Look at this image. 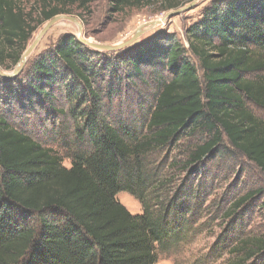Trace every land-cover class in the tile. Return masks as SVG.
Segmentation results:
<instances>
[{
  "label": "trees",
  "instance_id": "obj_1",
  "mask_svg": "<svg viewBox=\"0 0 264 264\" xmlns=\"http://www.w3.org/2000/svg\"><path fill=\"white\" fill-rule=\"evenodd\" d=\"M21 1L0 0L1 67L18 63L46 21L91 0H38V20ZM143 3L112 0L111 8ZM186 39L187 48L162 34L101 52L69 34L15 77L20 112L0 100V264H159L177 225L193 219L194 199L211 193L198 171L223 173L241 156L264 177V117L251 110H264V0H212ZM24 113L48 129L46 141L13 122ZM156 160L186 175L155 209L147 191L162 175L149 169ZM120 191L142 213L121 204ZM230 250L264 255V234Z\"/></svg>",
  "mask_w": 264,
  "mask_h": 264
},
{
  "label": "rangeland",
  "instance_id": "obj_2",
  "mask_svg": "<svg viewBox=\"0 0 264 264\" xmlns=\"http://www.w3.org/2000/svg\"><path fill=\"white\" fill-rule=\"evenodd\" d=\"M211 1L144 0L140 7L125 8L121 12H114L111 8L112 0H91L85 5H81L79 1H76L74 4H69L66 9L69 12L67 15L73 16L81 23V36L83 38L101 44H119L128 39L139 26L150 21L159 20L167 12L185 8L179 14L169 16L161 23L146 30L138 40L118 51L162 34H171L187 48V28L200 19L204 8ZM20 5L24 12L28 14V18L38 20L40 7L38 0H22ZM43 25L33 34L28 45ZM77 31V24L71 21L61 20L56 22L29 54L20 73L36 58L46 54L62 36L69 34L76 36ZM188 57L195 61L189 54ZM15 65L6 62V67H0L3 71L10 72ZM15 77H0V100L4 98L8 103L7 105H11L13 114H17L19 108L17 107V96H14L12 92L17 89V84H21L20 80ZM251 110L255 114L264 117V110L254 105H251ZM28 116L24 113L22 116H17L19 121H13L9 115V120L31 132L34 137L39 138L38 136H40L46 141L47 139L43 136V133L48 129L40 126L37 117L29 118ZM175 149L179 150L178 148ZM176 154L177 151L173 150L172 156L178 158ZM156 161L158 166L155 164L150 165L149 169L156 173L158 171V174L162 175H158L160 177H155L150 182L149 192L147 191L148 200L149 194L153 193L154 200L149 202L151 207L155 209L157 201H165L166 198H172L176 195L178 189L182 187L181 180L186 175V172L177 169L171 172L170 165L161 164L159 166L160 162ZM238 162L239 165H229V168H225L223 173L216 170L198 171L197 177L200 174L204 175L202 179H200V176L198 177L204 187L201 191L205 193L210 191L211 193L209 195L205 194L201 201L199 200L201 197L194 199L199 207L197 206L194 210L193 219L188 220V226L184 225V222L177 225L175 229L176 231L179 230L178 238L174 244H167L159 249V264H264V255L262 254L247 259L245 255L238 253L239 251L232 252L230 250L241 238L248 235L258 236L264 234V177L259 169L244 157L238 156ZM64 165L68 166L69 163L65 162ZM159 168H161V171ZM165 171H168L169 174L164 175ZM164 177L166 182L168 180H171V182L165 187L160 186L157 188L160 185L158 184L159 180L162 181ZM252 191L257 192L253 198L243 203L239 209L235 210L237 208L235 207L234 214L228 213L230 207L232 208L234 204ZM116 198L132 214L142 213L141 202L133 194L120 191L116 194Z\"/></svg>",
  "mask_w": 264,
  "mask_h": 264
},
{
  "label": "water",
  "instance_id": "obj_3",
  "mask_svg": "<svg viewBox=\"0 0 264 264\" xmlns=\"http://www.w3.org/2000/svg\"><path fill=\"white\" fill-rule=\"evenodd\" d=\"M184 9L185 8H180V9H177V10H173V11L167 12L166 14H164V16L161 19L155 20V21H150V22H148L146 24H143V25L139 26L137 29H135V31L132 33V35L128 39H125L124 41H122L119 44H101V43H96V42H92L90 40H87V39H85V38H83L81 36V34H82V25H81V23L78 22L73 16H70V15H67V14L55 15L54 17H52L51 19H49L48 21H46L44 23V25L41 27L39 32L33 38L31 43L26 47V49L24 50V52L22 53V55L20 57V60L15 65V67L13 68L12 71L5 72L0 67V77L13 78L16 75H18L20 73L21 69L24 67L29 54L37 46V44L39 43V41L41 40L43 35L51 28V26H53L58 21L68 20V21H71V22L77 24L78 31L76 33V38L78 39V41L80 43H82L84 45H87V46H89V47H91L93 49H96V50L116 51V50L122 49V48L128 46L129 44L135 42L136 40H138L140 35H142L146 30H148V29L152 28L153 26H155L156 24L160 23L165 18H167L169 16H173V15L179 14V12L184 10Z\"/></svg>",
  "mask_w": 264,
  "mask_h": 264
},
{
  "label": "bare ground",
  "instance_id": "obj_4",
  "mask_svg": "<svg viewBox=\"0 0 264 264\" xmlns=\"http://www.w3.org/2000/svg\"><path fill=\"white\" fill-rule=\"evenodd\" d=\"M161 23V22H160Z\"/></svg>",
  "mask_w": 264,
  "mask_h": 264
}]
</instances>
